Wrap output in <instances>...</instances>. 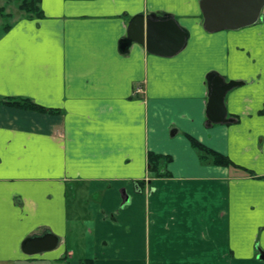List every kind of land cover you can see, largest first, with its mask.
Listing matches in <instances>:
<instances>
[{"label": "crops", "instance_id": "crops-1", "mask_svg": "<svg viewBox=\"0 0 264 264\" xmlns=\"http://www.w3.org/2000/svg\"><path fill=\"white\" fill-rule=\"evenodd\" d=\"M199 4L40 0L42 17L0 36V98L59 111L0 104V264H264V8L208 33ZM136 16L173 18L185 47L129 42ZM211 72L241 83L224 100L232 123L206 124ZM185 135L257 177L213 165ZM148 153L171 158L170 177L150 179ZM48 233L53 249L22 251Z\"/></svg>", "mask_w": 264, "mask_h": 264}, {"label": "water", "instance_id": "water-1", "mask_svg": "<svg viewBox=\"0 0 264 264\" xmlns=\"http://www.w3.org/2000/svg\"><path fill=\"white\" fill-rule=\"evenodd\" d=\"M199 5L202 28L208 33H214L236 31L254 25L262 17L264 0H200ZM127 37L129 42L143 45L147 52L167 57L177 54L185 47L188 34L173 18L136 16L129 23ZM206 79V124L210 126L232 123L234 119L227 116L224 100L226 94L241 83L226 81L215 72H211ZM121 197L122 206L129 202V197L124 192ZM56 243L57 238L48 233L25 239L22 242V251L26 255H34L53 249ZM258 258L264 261V252L259 251Z\"/></svg>", "mask_w": 264, "mask_h": 264}, {"label": "trees", "instance_id": "trees-1", "mask_svg": "<svg viewBox=\"0 0 264 264\" xmlns=\"http://www.w3.org/2000/svg\"><path fill=\"white\" fill-rule=\"evenodd\" d=\"M15 2H18V8L19 10L23 11L24 13L32 16V17H42L43 13L40 9V0H14ZM3 12V8H0V13ZM11 26H6L4 27L3 34L8 31V29ZM0 104L22 109V110H30V111H36V112H48V113H59L58 110H53V109H47L44 108L36 103H34L32 100L29 98H13V97H8V98H0ZM261 115H264V108L259 112ZM187 140L189 141L190 145L192 148L197 150L202 158L210 160V162L213 165L216 166H222L226 168H231V169H236L239 171H242L243 173L247 174L248 176L251 177H257L254 172L249 171L247 169H244L240 166L235 165L227 156H224L206 146L198 142L195 138L185 135ZM148 159V173L150 174V179L151 178H158V177H170V174L163 170H161V166L163 164H167L171 161L170 157L167 156H161V155H156L154 153H148L147 156ZM163 163V164H162ZM264 178V177H263ZM144 185L143 183H137L138 188H142ZM79 264H94L92 260H83L80 261Z\"/></svg>", "mask_w": 264, "mask_h": 264}, {"label": "rangeland", "instance_id": "rangeland-1", "mask_svg": "<svg viewBox=\"0 0 264 264\" xmlns=\"http://www.w3.org/2000/svg\"><path fill=\"white\" fill-rule=\"evenodd\" d=\"M18 4L14 0H0V8H3V12L0 13V36L3 34L4 27L11 26L18 17H32L19 10Z\"/></svg>", "mask_w": 264, "mask_h": 264}]
</instances>
